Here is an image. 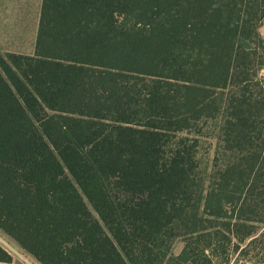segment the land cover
<instances>
[{"label":"trees","instance_id":"trees-1","mask_svg":"<svg viewBox=\"0 0 264 264\" xmlns=\"http://www.w3.org/2000/svg\"><path fill=\"white\" fill-rule=\"evenodd\" d=\"M263 21L264 0H42L34 53H0V231L39 264H264Z\"/></svg>","mask_w":264,"mask_h":264},{"label":"crops","instance_id":"crops-1","mask_svg":"<svg viewBox=\"0 0 264 264\" xmlns=\"http://www.w3.org/2000/svg\"><path fill=\"white\" fill-rule=\"evenodd\" d=\"M41 1L0 0V53H34Z\"/></svg>","mask_w":264,"mask_h":264},{"label":"rangeland","instance_id":"rangeland-1","mask_svg":"<svg viewBox=\"0 0 264 264\" xmlns=\"http://www.w3.org/2000/svg\"><path fill=\"white\" fill-rule=\"evenodd\" d=\"M259 32L264 36V21L259 26ZM264 74V70L262 72ZM197 158L200 164V172L204 178H208L210 171L212 170V163L215 150V140L206 134L203 138H200ZM0 246H2L7 252H9L16 264H39L33 257L24 252L20 246L9 237L5 236L0 231ZM183 246V239L177 238L174 240L171 254L177 255ZM229 264H252L248 261H244L238 256V253H233L230 256Z\"/></svg>","mask_w":264,"mask_h":264}]
</instances>
